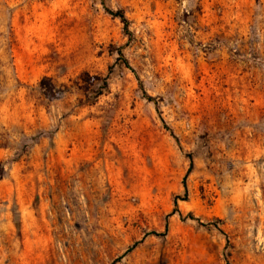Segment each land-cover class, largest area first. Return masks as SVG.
<instances>
[{
    "label": "rangeland",
    "instance_id": "374dc122",
    "mask_svg": "<svg viewBox=\"0 0 264 264\" xmlns=\"http://www.w3.org/2000/svg\"><path fill=\"white\" fill-rule=\"evenodd\" d=\"M0 175V264H264V0H0Z\"/></svg>",
    "mask_w": 264,
    "mask_h": 264
},
{
    "label": "trees",
    "instance_id": "16d2710c",
    "mask_svg": "<svg viewBox=\"0 0 264 264\" xmlns=\"http://www.w3.org/2000/svg\"><path fill=\"white\" fill-rule=\"evenodd\" d=\"M108 13L113 16L114 18H117L119 19L122 24L124 25V31L125 33L130 36L131 32H130V22L128 20V18L126 17V14L123 12V11H112V10H108ZM119 56L120 58H123L124 59V55H123V52L122 50H120L119 52ZM124 63V66H126L127 69L131 70L132 72L133 69L132 67L130 66L129 62L124 59L123 61ZM87 78L89 79V76L86 75V80ZM96 81L98 82H102L103 83V89H102V93L100 96H102L104 94V91H107L109 85H108V79L107 78H102V77H96L95 78ZM41 89H42V92L44 93V95L48 98H55V96H57V94H62L63 91L61 90H58L56 89V87L52 84L51 80L48 79V78H45L42 82H41V85H40ZM148 100L150 102L154 101V98L150 97V96H147ZM1 175H0V180H1ZM190 219L192 220H197L194 216L191 215ZM153 235H156V236H161L160 234L158 233H153ZM128 252H131V249L128 251Z\"/></svg>",
    "mask_w": 264,
    "mask_h": 264
}]
</instances>
